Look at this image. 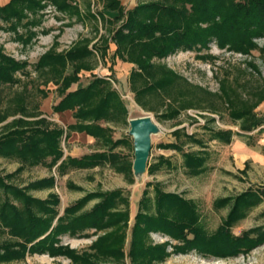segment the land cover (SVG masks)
I'll list each match as a JSON object with an SVG mask.
<instances>
[{
  "label": "rangeland",
  "instance_id": "374dc122",
  "mask_svg": "<svg viewBox=\"0 0 264 264\" xmlns=\"http://www.w3.org/2000/svg\"><path fill=\"white\" fill-rule=\"evenodd\" d=\"M71 1L75 3L76 15L59 13L46 5L35 16L38 25L26 32L17 28L22 40L0 23V50L26 65L23 73H15L17 83L0 85V112L9 113L0 123V134L11 130L18 118L25 122L43 119L48 129L63 128L70 121L68 112L54 115L50 111V107L59 100L56 86L48 73L39 72L33 66L44 53H63L83 45L90 50L92 46L102 48L106 40L105 55L100 57L94 53L87 59L85 63L90 70L80 71L76 83L67 92L84 88L96 78L104 79L108 83L107 88L115 91L124 112L114 120L98 121L109 131V142L93 138L87 144L79 141L68 143L62 138L60 148L62 159L90 152L116 155L119 164L123 163L127 169L119 172L104 162L91 168L67 169L58 174L56 165L51 168L40 164L26 165L11 179V183L24 188L29 183L51 177V187L33 188L26 193L40 201L46 200L50 194L56 195L58 216L64 208L86 195L118 191L120 199L110 211L124 212L125 221L107 230H86L83 236L76 238L60 237L61 246H67L76 255L88 254L95 263L264 264V243L234 257L203 258L194 251L174 253L172 246L178 242L171 241L160 231L151 230L137 239L141 250L131 254L134 217L137 213L155 216V189L176 194L193 204L197 223L208 234L226 219L238 196L256 191L259 197L251 206L244 208L241 217L232 223L229 233L236 237L251 229H264V99L258 100L260 95L264 97V37L252 40L255 48L248 55L218 49L211 43L207 50L175 51L163 59L152 60L151 64L158 67L155 79L167 78L168 85L142 92L143 80L131 74L134 66L113 58L115 47L110 35L117 25H108L97 17H91L100 11L110 19L112 13L103 10L96 1ZM119 1L126 11L139 0ZM7 2L0 0V7ZM26 37L28 42L24 44ZM164 72L173 73L177 78L166 77ZM70 73L71 68L67 66L65 74ZM40 91L46 96L42 97ZM17 105L24 107V113H17ZM236 115L244 116L236 118ZM143 116L150 120L155 130L149 136V151L140 170L133 164V140L128 134V121ZM256 121L261 125L252 126ZM248 127L252 129L247 132L245 128ZM116 140H121L120 144L112 146ZM166 145H172L174 149L165 148ZM183 154L205 156L200 173L186 172L182 165ZM19 165L16 160L0 157V176L14 173ZM155 166H158L157 170H154ZM222 199L227 203L215 207L214 203ZM98 202L100 198L89 199L79 213L89 211ZM108 232L113 233L109 243L118 253L104 254L90 248L98 237ZM5 242L19 243L0 231V245ZM0 264L72 262L65 256L49 257L25 252L19 259Z\"/></svg>",
  "mask_w": 264,
  "mask_h": 264
},
{
  "label": "trees",
  "instance_id": "16d2710c",
  "mask_svg": "<svg viewBox=\"0 0 264 264\" xmlns=\"http://www.w3.org/2000/svg\"><path fill=\"white\" fill-rule=\"evenodd\" d=\"M92 1L99 2L103 10L112 13L110 19L100 11L91 17H97L108 25H117L110 35V41L115 47L113 58L134 66L131 74L143 80L145 86L142 92L159 90L168 85L167 78L155 79L158 67L151 64L152 60L163 59L175 51L207 50L211 43L218 49L248 55L255 48L252 40L264 37V0H139L126 11L119 0ZM46 5L53 7L56 12L76 15L75 3L71 0H8L0 7V23L17 39L22 40L21 35L17 34V28L26 32L38 25L35 16ZM24 40V44L28 42L27 37ZM105 51L106 40L102 48L92 46L90 50L83 45L63 53L50 51L41 55L33 66L39 72L48 73L50 81L56 86L59 100L50 107L51 113L69 111L74 123L63 128L48 129L43 119L25 122L18 118L11 130L0 134V157L16 160L20 164L14 173L0 176V231L19 242L0 245V262L19 259L27 252L49 257L65 256L72 264H100L95 263L88 254L76 255L67 246H61L60 237L76 238L83 236L86 230H107L125 221L124 212L110 211L120 199L118 191L86 195L64 208L58 216L56 195L50 194L46 200L40 201L26 193V190L33 188L51 187V177L29 183L24 188L11 183V179L26 165L40 164L50 168L56 165L58 174L67 169L91 168L104 162L119 172L127 169L123 163L119 164L116 155L103 152L62 159V138L65 140L70 132H83L94 139L109 142V131L101 127L98 121L114 120L124 112L115 91L107 88L108 83L104 79L96 78L84 88L67 92L76 83L80 71L90 70L85 61L94 53L103 57ZM67 66L71 68L68 75L65 74ZM25 67L24 62H18L0 50V85L11 86L17 83L15 73H23ZM164 74L171 79L177 78L170 72ZM149 80L153 82L148 83ZM40 93L42 97L46 96L45 92ZM262 99L264 97L260 95L258 100ZM17 106V113H24V107ZM8 116V112H0V123ZM243 116L236 115V118ZM21 117H25L24 114ZM260 125L256 121L252 126ZM245 129L248 132L252 127ZM120 142L116 140L111 145L116 146ZM165 148L174 149V146L166 145ZM182 157V165L187 173L201 172L205 156L183 154ZM157 169L158 166H155L154 170ZM155 194V216L137 213L134 217L131 229L132 255L141 250V243L137 239L143 237L147 230L160 231L171 241L178 242L172 246L174 253L194 251L203 258L234 257L264 243V229H251L236 237L229 233L232 223L241 217L244 208L251 206L259 197L256 191H247L238 196L226 219L210 234L198 225L195 207L189 201L158 189H155ZM93 197L100 198V202L89 211L79 213L86 201ZM226 203L227 200L222 199L216 201L214 206ZM111 235V232L104 233L90 248L104 254L118 253L109 243Z\"/></svg>",
  "mask_w": 264,
  "mask_h": 264
},
{
  "label": "water",
  "instance_id": "95a60500",
  "mask_svg": "<svg viewBox=\"0 0 264 264\" xmlns=\"http://www.w3.org/2000/svg\"><path fill=\"white\" fill-rule=\"evenodd\" d=\"M128 134L133 140L134 162L133 164L142 170L146 155L149 151V136L154 132V126L146 117L133 118L128 121ZM136 159H142L143 163L136 164Z\"/></svg>",
  "mask_w": 264,
  "mask_h": 264
},
{
  "label": "crops",
  "instance_id": "0c3cea01",
  "mask_svg": "<svg viewBox=\"0 0 264 264\" xmlns=\"http://www.w3.org/2000/svg\"><path fill=\"white\" fill-rule=\"evenodd\" d=\"M54 105V104H53ZM66 112H68V114H69V119H70V121L69 122H67L66 123V125L65 126H67V125H71V124H73L74 123V120L71 118V112H69V111H65V112H62V113H52V114H54V115H63V114H65ZM56 118H58L59 119V117H56ZM67 142L68 143H76V141H79V142H83V143H90V142H92V137H90V136H88V135H86L85 133H83V132H70L69 134H68V136H67ZM91 153H95V152H90V153H85V154H82V155H80V156H78V157H81V156H83V155H88V154H91ZM69 157H71V158H78V157H72V156H69ZM8 174H10L9 172H7V173H5L4 175H8Z\"/></svg>",
  "mask_w": 264,
  "mask_h": 264
},
{
  "label": "bare ground",
  "instance_id": "6f19581e",
  "mask_svg": "<svg viewBox=\"0 0 264 264\" xmlns=\"http://www.w3.org/2000/svg\"><path fill=\"white\" fill-rule=\"evenodd\" d=\"M140 163H143V160L142 159H136V164H140Z\"/></svg>",
  "mask_w": 264,
  "mask_h": 264
}]
</instances>
